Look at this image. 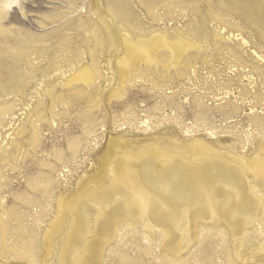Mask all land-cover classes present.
Here are the masks:
<instances>
[{
    "label": "rangeland",
    "instance_id": "374dc122",
    "mask_svg": "<svg viewBox=\"0 0 264 264\" xmlns=\"http://www.w3.org/2000/svg\"><path fill=\"white\" fill-rule=\"evenodd\" d=\"M29 1L19 0L4 14L2 27L8 34L0 35V51L7 54L8 67L12 59H18L14 47L18 48L24 37H44L61 25V21L51 24L49 18L67 14L62 23H73L42 43L27 41L28 48L35 47L30 51L45 50L46 57L35 62L41 72L24 71L28 88L0 99V104L6 102L12 108L0 118V198L4 212L0 264L42 263L43 238L59 211V198L75 191L76 183L92 168L111 135L129 141L117 148L121 155L144 157L162 149L168 152L167 157L173 153L178 158L195 160L196 150L175 147L170 139L185 144L196 138L219 151L255 158L259 144H264L260 130L264 124L263 16L254 20L242 16L237 13L240 3L236 0H212V6L202 0L200 8L205 13L211 8L220 9L221 4L236 12L228 17L224 11L221 23L211 22L205 32L209 36L218 30L224 32L227 41L221 46L204 41V53L192 65L183 66L181 72L173 65L169 70L163 65H151L147 67L151 71L148 74L129 69L122 85L115 65H110L116 54L94 46L86 33L97 24L96 17L88 11L98 2L105 12L114 0H76L72 8L66 0H37L33 7H27ZM138 1L129 0L132 18L127 27L132 35L136 18L146 33L170 27L188 29V33L196 27L197 20L189 11L181 16L176 13L174 21L164 25L163 21L155 22ZM145 1H155L162 7L158 0ZM261 6L263 14L264 3ZM162 12L160 8L159 15ZM80 23L86 25L85 30L76 27ZM239 39L246 40L247 45L242 46ZM234 49L239 50L240 60L232 56ZM51 66L54 71L46 77ZM84 66H92L100 78L91 86H67L66 80ZM141 68L146 70V65ZM19 83L23 85L22 80ZM12 102L16 104L12 106ZM261 156L264 158V151ZM89 215L92 217L93 211ZM129 242L132 247L126 244L123 250L134 264H166L156 258L155 252L145 257L143 249ZM61 244L59 240L58 248ZM210 248L211 244H207L203 253H210ZM217 251L216 247L212 252L215 264H225ZM106 254L105 264H109L111 258L108 251ZM49 264H58L57 257Z\"/></svg>",
    "mask_w": 264,
    "mask_h": 264
},
{
    "label": "bare ground",
    "instance_id": "6f19581e",
    "mask_svg": "<svg viewBox=\"0 0 264 264\" xmlns=\"http://www.w3.org/2000/svg\"><path fill=\"white\" fill-rule=\"evenodd\" d=\"M66 1L70 8L75 7L76 0ZM158 1L162 7L155 1L139 0L138 3L144 7L149 19L152 17L155 22L163 21V25L174 21L176 13L189 11L197 20L193 32L170 27L168 30L154 28L146 33L136 18L132 35L127 27L132 18L129 0H114L105 12L98 2L93 9L87 10L96 17L97 24L87 29L86 33L94 46L101 50L108 48L116 54L110 65H115L122 85L130 73L129 69L133 73L142 70L148 74L150 70L147 71V67L151 65H163L162 68L168 70L173 65L181 72L184 67L198 60L201 52L204 53V41L218 46L227 41L224 32L218 30L210 36L205 32L211 22L219 20V23L221 18H225L222 17L224 11L227 12L226 16H233L236 12L231 6L221 4L220 9L211 8L205 13L200 8L202 0ZM236 1L240 3L237 13L242 16L253 20L259 16L264 17L261 12L264 0ZM18 2L0 0V35L8 34L2 27L5 11ZM36 2L29 1L27 7H33ZM205 2L214 5L212 0ZM160 8L164 13L159 15ZM66 18L67 14L49 18L51 24L61 21V25L53 27L56 29L51 32L47 30L50 33L44 37H24L18 48L14 47L19 57L12 59L9 67L5 63L8 56L1 49L0 99L18 91L24 92L28 88L29 79L24 71L31 74L41 72L35 62L46 55L45 50L32 52L30 49L35 47L28 48L25 45L27 41L42 43L62 29L71 28V20L62 23ZM76 27L86 29L82 23ZM239 41L242 46L247 45L246 40ZM121 52L122 56L118 57ZM238 52L235 49L231 51L232 56L240 60L242 57ZM142 65H146V70L141 68ZM91 68L84 66L78 69L66 80V85H93L100 74ZM52 69L54 71L52 66L48 69L46 77L50 76ZM20 80L23 81L22 86ZM48 92L51 93L50 90ZM11 109L6 102H2L0 118L9 114ZM260 128L264 138V124ZM170 141L175 147L193 148L198 152L197 158L187 160L173 153L167 157L168 152L162 149H156L154 155L144 157L121 155L117 148L129 141L111 135L101 154L96 156L92 168L76 183L75 191L59 198V211L43 238L45 255L41 264H49L55 257L58 264H105L107 251L111 258L109 264H134L123 250L127 241L143 249L145 257L155 252L156 258L166 264H215L212 252L216 247L217 254L223 257L225 264H264V158L261 156L264 144H259L257 155L250 159L232 152L219 151L196 138L185 144L174 138ZM250 174L253 175L252 179ZM2 203L0 198V255L4 243ZM92 211L91 217L89 212ZM59 240H62L60 248L57 246ZM207 244H211L208 254L203 253Z\"/></svg>",
    "mask_w": 264,
    "mask_h": 264
}]
</instances>
